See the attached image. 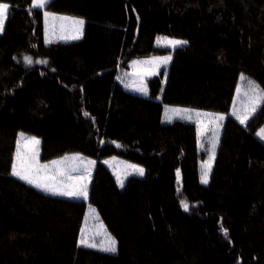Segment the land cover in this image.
<instances>
[{
	"label": "trees",
	"instance_id": "trees-1",
	"mask_svg": "<svg viewBox=\"0 0 264 264\" xmlns=\"http://www.w3.org/2000/svg\"><path fill=\"white\" fill-rule=\"evenodd\" d=\"M0 3L9 4L0 34V264H264L256 136L264 103L244 124L229 115L240 74L264 89V0ZM46 11L83 19L82 37L47 44ZM158 36L187 44L156 46ZM166 54L167 73L148 79L149 96L118 82L130 60ZM166 106L227 114L207 185L196 124L163 123ZM20 132L40 139L43 162L69 153L97 161L88 201L11 175ZM111 157L145 175L120 188L103 163ZM88 203L115 253L79 245Z\"/></svg>",
	"mask_w": 264,
	"mask_h": 264
},
{
	"label": "rangeland",
	"instance_id": "rangeland-1",
	"mask_svg": "<svg viewBox=\"0 0 264 264\" xmlns=\"http://www.w3.org/2000/svg\"><path fill=\"white\" fill-rule=\"evenodd\" d=\"M36 2L37 0H33L32 6L34 8H40L36 6ZM40 9H43V8H40ZM50 14L51 15H49L47 18H44L45 42L47 44H50L54 41H59V40L60 41L68 40V39H71L74 35H76L77 32H79V34L81 33L80 32L82 31L80 30L81 27L79 25L73 24L71 20H61L58 18H53V17H69V16L59 15V14H54V13H50ZM1 33L2 32H0V34ZM169 40L186 41L184 39H176V38H171L169 36H158L156 38L155 45L174 50L177 47L184 46L187 44L186 43L182 45L172 46L168 43ZM169 56L172 59V54L152 55V56L145 57V58H134L128 62L127 68H122L119 70L117 80L126 90L133 92L135 94L147 97L149 96V89L147 85L148 79L160 74V72L163 69L167 73L171 59L168 61L167 64H164L162 61L165 57H169ZM242 74H240L239 76V81H238V86H237V90L239 89V95L236 92V97L234 98V102L232 104L229 115L236 118V115L232 114L234 111V106H235V111L237 115H240L241 117H243L245 114H248V118H250L255 112L246 113V109H249L250 106L247 103V97L245 96V93L249 91L248 80H252V81L254 80L245 74L243 75L247 79L241 80ZM142 85L146 86L147 88L146 93L138 90ZM171 109H179L180 111L173 112L171 111ZM197 112L201 113V115L197 116L196 115ZM217 114L223 115L225 117L223 121H216L214 119V117ZM226 117H227V114H224V113H216V112L192 109V108H187V107L166 106L164 108V112L162 116L163 123L168 124V123L174 122L175 120H182L185 122L196 124L198 128L199 147L202 150H204L205 148H208L207 158L204 161H201L200 163V182L204 185H207L210 182L211 171H212L215 157H216V151L218 148V144H219V140H220V136H221V132L223 128V122L226 119ZM262 130H264V125L261 126L256 131V136L258 139H260L264 143V139H261V136L259 135L262 132ZM217 134H218V143L215 148L214 159H210V157L212 156V142H213L214 137ZM22 135L25 138L23 140L21 139ZM32 137L34 136L28 135L23 132H20L18 134L17 148H16V153H15L13 163L16 162L17 151L20 152L22 158L25 156L31 155V150L33 146L30 143H28V139ZM38 140L40 141V139ZM40 152H41V141L39 145L36 146V160L38 161L39 165H48L49 167L47 169H41L40 175L48 176V177H55V182L63 183V184L78 183V181H76L74 178L79 177L81 175H85V180L83 181V183L87 184V188H88L87 198L86 199L82 197H69V198L84 199L88 201L90 186H91L93 173H94L97 161L92 158H88L84 155H81L79 153H69L57 159H54L52 161L43 162L40 159ZM73 156H79L80 159L63 160L64 157H73ZM61 160H63V163L59 165L52 164L53 161H61ZM89 161L93 163L89 164L88 163ZM103 163L112 171L113 175L116 178L117 184L120 188L124 187L127 179L130 176L143 177L145 175L144 171H143V175H140L138 172L135 171L134 168L130 167L131 165H135L138 168H142L141 166L127 162L117 157L107 158L103 160ZM209 164L211 165L210 171H208ZM86 169L90 170V175L86 174ZM205 171H208V182L206 184L202 182V175ZM120 180L123 181L122 187L119 182ZM59 197H66V196H59ZM109 236L114 238L108 231L106 225L103 223L95 207L88 203L86 215L84 218V223L81 228L79 245H80V240L82 238H86L89 241V243H94L97 245V247H88V248H95V249L100 250V247L107 246V239ZM80 246H84V245H80ZM116 246L118 247L117 241H116Z\"/></svg>",
	"mask_w": 264,
	"mask_h": 264
},
{
	"label": "snow or ice",
	"instance_id": "snow-or-ice-1",
	"mask_svg": "<svg viewBox=\"0 0 264 264\" xmlns=\"http://www.w3.org/2000/svg\"><path fill=\"white\" fill-rule=\"evenodd\" d=\"M50 3L51 0H37L36 6L40 8H44ZM8 14H9V4L0 3V32L4 30L5 21L7 19ZM44 15L45 18H47L51 14L45 12ZM53 18H58L61 20H71L73 24L79 25L81 28L84 24V21L82 19H75L70 17H53ZM79 38L80 36L78 34L72 37V39H79ZM168 43L172 46H177V45L186 44L187 41L169 40ZM170 59H171L170 56L165 57L162 62L164 64H167ZM25 61L28 64L32 63L30 57H25ZM246 79L247 78L242 74L241 80H246ZM248 85H249V91L245 93V96L247 97V103L250 106V108L246 109V113L247 112L254 113L257 107L261 103H264V89H261L260 86L255 81L252 80H248ZM138 90L145 93L147 92L146 86L143 85ZM237 93L239 95V89L237 90ZM171 111L177 112L180 110L171 109ZM232 114L236 115V118L240 121L241 124H244L248 119V114H245L243 117L237 115L235 111V106ZM196 115L200 116L201 113L197 112ZM224 118L225 117L223 115H219V114H217L214 117L216 121H223ZM259 135L261 136V139H264V130H262V132ZM21 139L22 140L25 139L23 135L21 136ZM28 143H30L33 146L31 150V155L22 158L20 152L17 151L16 162L12 164L11 175L40 189L41 191L50 193L52 195L66 196V197H82L85 199L87 198L88 196L87 184L83 183V181L85 180V175L75 177L74 179L78 181V183H74V184L57 183L55 182V177L41 176L40 175L41 169H47L49 166L39 165L38 161L36 160V146L39 145L40 141L35 137H32L28 139ZM217 143H218V134L214 137L212 142V156L210 157V159H214L215 148ZM68 159L77 160L80 159V157L73 156V157L63 158V160H68ZM63 160L53 161L52 164L59 165L63 163ZM88 163L92 164L93 162L89 161ZM130 167L134 168L135 171L138 172L140 175H143L144 170L142 168H138L135 165H131ZM210 169H211V165L209 164L208 171H210ZM208 171H205L202 175V182L205 184L208 182ZM86 174L90 175V170L86 169ZM119 182L122 187L123 181L120 180ZM183 206L185 210H187L188 205L185 203ZM223 231H224V235L227 236V230L225 229ZM80 245H84L86 247H97L96 244L89 243V241L86 238H82L80 240ZM100 250L104 252L115 253L117 251L115 239L109 236L107 239V246L100 247Z\"/></svg>",
	"mask_w": 264,
	"mask_h": 264
},
{
	"label": "crops",
	"instance_id": "crops-1",
	"mask_svg": "<svg viewBox=\"0 0 264 264\" xmlns=\"http://www.w3.org/2000/svg\"><path fill=\"white\" fill-rule=\"evenodd\" d=\"M48 13V12H47ZM44 18H45V15H44ZM76 19H79V18H76ZM83 20V19H82ZM84 21V20H83ZM84 26H85V21H84V24H83V26H82V28L80 29V30H82V31H80L81 33L79 34V32H77L76 33V35L78 34L79 36H80V38L82 37V34H83V30H84ZM79 38V39H80ZM74 40H78V39H68V40H62L61 42H65V41H74ZM60 41V40H59ZM55 42V41H54Z\"/></svg>",
	"mask_w": 264,
	"mask_h": 264
}]
</instances>
